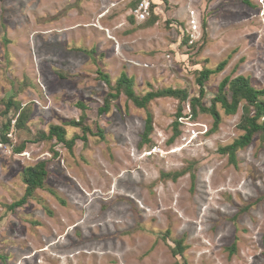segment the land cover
Here are the masks:
<instances>
[{"label":"rangeland","instance_id":"374dc122","mask_svg":"<svg viewBox=\"0 0 264 264\" xmlns=\"http://www.w3.org/2000/svg\"><path fill=\"white\" fill-rule=\"evenodd\" d=\"M224 59L205 108L224 76L264 89V0H0V264H264V144L255 134L233 163L219 151L242 135L240 106L216 103L210 131V114L186 101L108 97L120 74L138 96H197V71ZM8 99L26 112L19 127ZM51 125L70 149L45 138ZM42 161L41 186L14 205L23 170Z\"/></svg>","mask_w":264,"mask_h":264},{"label":"trees","instance_id":"16d2710c","mask_svg":"<svg viewBox=\"0 0 264 264\" xmlns=\"http://www.w3.org/2000/svg\"><path fill=\"white\" fill-rule=\"evenodd\" d=\"M149 12L151 13V10ZM226 62V59H224L220 61L213 69L200 68V70L197 71V75L195 77V83L198 87L197 96L189 97L183 89H174L171 87L156 91H149L142 96H138L133 91L131 78L127 77L125 74H120L119 78L114 84L112 93H109L108 97L116 98L120 93H122L125 98L137 108H145L151 100L158 97H172L177 99L179 104L186 101L188 102V106L190 107L192 114L195 113L196 108H199V110L202 112H208L210 114L212 118V127L210 131H214L220 121L219 114L215 109L216 103L220 105V107L223 109V112L227 115L235 114L238 107L240 106L241 114L239 117V122L238 124H236V126H238V128L242 131V135L235 139L229 145L219 148V151L221 153L227 155L229 162L233 163L235 152L239 148L248 145L251 138L255 134H259V138L264 144V101L262 99V97L264 96V89H257L253 87L249 79L241 75H237L235 77L224 76L217 85L216 94L212 97L210 106L206 108L203 107L201 105L200 100L204 94L205 82L211 74L220 72L222 68H224V66L226 65ZM97 74L99 79L104 82L108 87H110L108 76L101 71H99ZM108 104L109 99L106 98L100 111L103 112L107 110ZM11 106H13L15 110H18L14 122L12 123H14L15 126L19 127L25 121L26 112L23 109L19 108V106L15 105L11 101V99H8L6 101L5 108H9ZM180 117H184L181 113V107L177 109L175 113V119L172 123L174 129V136L177 133L176 127L178 119ZM9 122L10 120L6 121L3 125V132H6L8 130L10 126ZM150 123L151 115L147 113L145 121L143 123L144 127L141 135V142L143 144L150 142L149 135L152 130V125ZM66 124L75 127L80 126L78 121H70ZM81 130L83 133L82 138H84L86 133L90 132L88 127L86 126L81 127ZM64 136L65 131L62 126L51 125L48 128V132L47 135H45V138H54L56 142L62 143L67 149H70L73 144V139L66 141ZM2 140L4 142H6L7 140L4 133ZM21 149L22 146L16 147L14 149V152L20 153ZM178 174L180 173H176L175 175ZM45 176L46 170L43 161L33 167L25 168L23 170L22 178L25 184L24 193L22 197L14 203V205H20L26 200V198L30 197L33 191L37 187L41 186ZM176 246L178 252H181L180 241H176ZM172 252L173 254H176V252Z\"/></svg>","mask_w":264,"mask_h":264},{"label":"built area","instance_id":"2783aa9c","mask_svg":"<svg viewBox=\"0 0 264 264\" xmlns=\"http://www.w3.org/2000/svg\"><path fill=\"white\" fill-rule=\"evenodd\" d=\"M149 3L140 1L137 3L134 12H137L140 18H144L145 15L149 14Z\"/></svg>","mask_w":264,"mask_h":264},{"label":"bare ground","instance_id":"6f19581e","mask_svg":"<svg viewBox=\"0 0 264 264\" xmlns=\"http://www.w3.org/2000/svg\"><path fill=\"white\" fill-rule=\"evenodd\" d=\"M22 1V0H21ZM19 3V2H18ZM7 19V18H6ZM63 33H65V32H63ZM28 48V47H27ZM26 54H27V52H26ZM29 57V56H28ZM133 206V205H132ZM134 207V206H133ZM135 208V207H134Z\"/></svg>","mask_w":264,"mask_h":264}]
</instances>
